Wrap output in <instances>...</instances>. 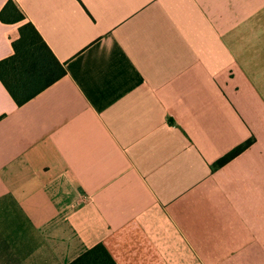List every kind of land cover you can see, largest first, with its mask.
<instances>
[{
    "label": "crops",
    "instance_id": "0c3cea01",
    "mask_svg": "<svg viewBox=\"0 0 264 264\" xmlns=\"http://www.w3.org/2000/svg\"><path fill=\"white\" fill-rule=\"evenodd\" d=\"M16 2L67 73L0 79V264H264V0Z\"/></svg>",
    "mask_w": 264,
    "mask_h": 264
},
{
    "label": "trees",
    "instance_id": "16d2710c",
    "mask_svg": "<svg viewBox=\"0 0 264 264\" xmlns=\"http://www.w3.org/2000/svg\"><path fill=\"white\" fill-rule=\"evenodd\" d=\"M0 19L7 23L21 22L26 19V14L16 0H8L0 11ZM19 30L20 36L13 40V54L0 59V79L15 101L22 105L63 77L67 68L33 22H23ZM254 141L255 138L251 137L238 144L217 159L212 168L226 164ZM67 264L119 263L105 243L98 242Z\"/></svg>",
    "mask_w": 264,
    "mask_h": 264
}]
</instances>
